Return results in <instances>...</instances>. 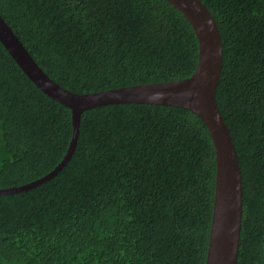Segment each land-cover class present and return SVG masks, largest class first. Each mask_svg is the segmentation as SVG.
<instances>
[{"label":"trees","instance_id":"1","mask_svg":"<svg viewBox=\"0 0 264 264\" xmlns=\"http://www.w3.org/2000/svg\"><path fill=\"white\" fill-rule=\"evenodd\" d=\"M222 35L217 101L244 182L238 264H264V0H202ZM41 68L86 94L190 77L196 34L166 0H0ZM72 110L44 94L0 42V188L50 173ZM213 140L189 110L113 104L82 114L52 180L0 195V264H205Z\"/></svg>","mask_w":264,"mask_h":264},{"label":"water","instance_id":"2","mask_svg":"<svg viewBox=\"0 0 264 264\" xmlns=\"http://www.w3.org/2000/svg\"><path fill=\"white\" fill-rule=\"evenodd\" d=\"M192 26L199 46L198 64L188 78L139 84L101 92L74 93L55 82L0 15V42L27 77L48 97L72 110V139L63 160L50 173L30 183L0 188V195L34 189L55 178L71 161L79 140L82 114L113 104H154L179 107L206 125L216 153L214 206L205 264H238L244 209L242 169L231 131L217 101L223 71L222 35L202 0H166Z\"/></svg>","mask_w":264,"mask_h":264}]
</instances>
